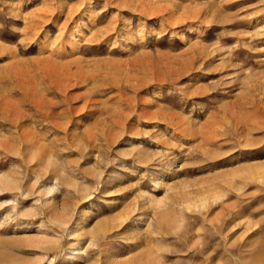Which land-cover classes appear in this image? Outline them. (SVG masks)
I'll return each mask as SVG.
<instances>
[{"label":"rangeland","instance_id":"rangeland-1","mask_svg":"<svg viewBox=\"0 0 264 264\" xmlns=\"http://www.w3.org/2000/svg\"><path fill=\"white\" fill-rule=\"evenodd\" d=\"M0 264H264V0H0Z\"/></svg>","mask_w":264,"mask_h":264},{"label":"bare ground","instance_id":"bare-ground-1","mask_svg":"<svg viewBox=\"0 0 264 264\" xmlns=\"http://www.w3.org/2000/svg\"><path fill=\"white\" fill-rule=\"evenodd\" d=\"M69 41V40H68ZM70 42V41H69ZM44 238H48L49 239V245H53L57 240H59L58 239V237H56V236H51V237H49L48 235H44L43 236Z\"/></svg>","mask_w":264,"mask_h":264}]
</instances>
